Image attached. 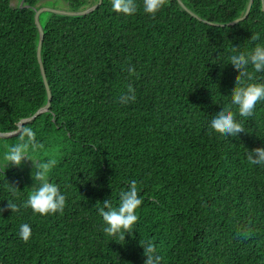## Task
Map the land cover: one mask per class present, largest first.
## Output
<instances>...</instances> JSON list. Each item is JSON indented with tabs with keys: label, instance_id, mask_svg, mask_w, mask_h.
<instances>
[{
	"label": "trees",
	"instance_id": "obj_1",
	"mask_svg": "<svg viewBox=\"0 0 264 264\" xmlns=\"http://www.w3.org/2000/svg\"><path fill=\"white\" fill-rule=\"evenodd\" d=\"M22 1L0 0V132L16 131L48 101L34 16L41 0ZM65 1L73 10L98 2ZM182 2L201 19L178 0H165L154 18L102 0L89 13L49 12L41 23L52 99L22 126L36 131L40 158L56 160L52 179L67 202L46 216L24 206L12 212L8 201L23 205L34 186L33 163L5 167L19 131L0 136V264H144L145 241L164 264H264V166L247 160L248 149L264 146V101L251 117L233 106L246 130L237 137L210 126L239 72L224 61L264 44V9L253 0L245 19L227 24L249 0ZM130 85L136 99L122 104ZM133 179L143 204L121 241L104 233L96 203H118ZM21 223L32 229L27 242Z\"/></svg>",
	"mask_w": 264,
	"mask_h": 264
},
{
	"label": "clouds",
	"instance_id": "obj_2",
	"mask_svg": "<svg viewBox=\"0 0 264 264\" xmlns=\"http://www.w3.org/2000/svg\"><path fill=\"white\" fill-rule=\"evenodd\" d=\"M164 6L165 0H111L112 9L125 15H134L142 10L144 14L154 18ZM259 7L264 9V0H259ZM251 39L259 40L260 34H252ZM224 62H230L232 66L239 69V72L231 87L229 102L223 107L220 106L219 110L211 115L210 126L226 137H237L246 130L233 106L238 109L240 117H251L257 104L264 101V82L255 80L256 74L264 73V44H257L251 50L236 48ZM129 71L135 72V68H130ZM135 99V90L130 85L128 92L120 97V102L127 104ZM18 131V141L3 153L2 159L6 162L5 167L8 165L20 167L25 159L30 160L33 163L31 177L34 186L28 188L29 194L23 205L9 200L8 207L12 212H16L24 206L31 208L36 214L45 216L62 213L67 197L61 186L52 179L51 174L56 160L40 158V149L43 144L38 140L33 128L21 126ZM247 160L252 165L264 166V146L248 149ZM8 184L13 192L19 190L16 186ZM141 191V186L133 179L129 182L128 188L120 192L118 203H114L109 198L96 203L99 214L103 218L105 234L121 241H126V237L133 234L139 219L137 212L143 204ZM0 211L3 212L4 209L0 208ZM19 236L25 242L31 238L32 229L29 223L20 224ZM141 245L146 257L144 264H164L165 257L151 241H145Z\"/></svg>",
	"mask_w": 264,
	"mask_h": 264
},
{
	"label": "water",
	"instance_id": "obj_3",
	"mask_svg": "<svg viewBox=\"0 0 264 264\" xmlns=\"http://www.w3.org/2000/svg\"><path fill=\"white\" fill-rule=\"evenodd\" d=\"M179 3L182 5V7L184 9H186L188 12H190L192 15L200 18L197 14H195L194 12H192L183 2L182 0H178ZM23 2V1H22ZM252 2L253 0H249L248 2V5H247V8L245 10V13L239 17V18H236L235 20L227 23V24H235L237 23L238 21L242 20V19H245L247 17V15L249 14V11H250V8H251V5H252ZM102 3V0H98L97 3L87 7V8H84V9H81V10H73L72 12L69 13V15H83V14H86V13H89L90 11L96 9L100 4ZM45 9L44 8H35V22H36V26L38 28V31H39V42H38V45H37V57H38V61L40 63V68H41V73H42V77H43V81L46 85V88H47V94H48V101L47 103L42 106L41 108H39L32 116L30 117H27V118H24L22 120H20L18 122V129L26 122H29V121H32L38 114H40L41 112L43 111H46L48 110V108L50 107V104H51V99H52V93H51V90H50V86H49V82L47 80V75H46V71H45V67L43 65V62H42V58H41V50H42V45H43V40H44V29H43V26L40 22V14L44 11ZM201 19V18H200ZM213 24H218V23H213ZM221 25H225V24H221ZM18 129L16 131H12V132H0V136H11L13 134H16L18 132Z\"/></svg>",
	"mask_w": 264,
	"mask_h": 264
},
{
	"label": "rangeland",
	"instance_id": "obj_4",
	"mask_svg": "<svg viewBox=\"0 0 264 264\" xmlns=\"http://www.w3.org/2000/svg\"><path fill=\"white\" fill-rule=\"evenodd\" d=\"M95 1V0H94ZM22 0H11V5L20 6ZM37 8H44L45 10L40 15V22L44 23L49 12H56L61 14H68L73 11L69 3L65 0H41L37 4Z\"/></svg>",
	"mask_w": 264,
	"mask_h": 264
}]
</instances>
